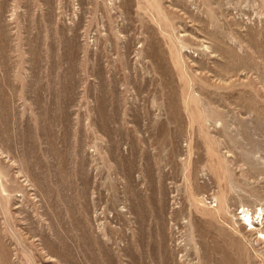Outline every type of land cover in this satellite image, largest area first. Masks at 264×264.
Here are the masks:
<instances>
[{"label":"rangeland","instance_id":"obj_1","mask_svg":"<svg viewBox=\"0 0 264 264\" xmlns=\"http://www.w3.org/2000/svg\"><path fill=\"white\" fill-rule=\"evenodd\" d=\"M263 226L264 0H0V264H264Z\"/></svg>","mask_w":264,"mask_h":264},{"label":"bare ground","instance_id":"obj_2","mask_svg":"<svg viewBox=\"0 0 264 264\" xmlns=\"http://www.w3.org/2000/svg\"><path fill=\"white\" fill-rule=\"evenodd\" d=\"M244 220L250 225V227H249V229L250 228H252L253 230L254 229H257V227H259V226H262V220H263V217L261 218V220H257L256 222H255V218H254V216L249 212V210H245L244 211ZM260 217V216H259ZM258 217V218H259ZM258 224H260V225H258ZM264 227V226H263ZM262 227V228H263ZM259 229V228H258ZM257 232H259V233H261V234H263L264 233V228L263 229H259V230H257ZM230 263V262H229Z\"/></svg>","mask_w":264,"mask_h":264}]
</instances>
